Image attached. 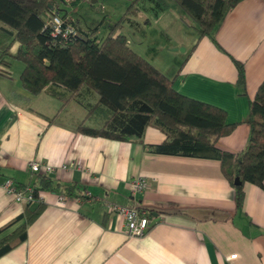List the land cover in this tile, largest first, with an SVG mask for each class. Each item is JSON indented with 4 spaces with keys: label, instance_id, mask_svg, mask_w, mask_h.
Here are the masks:
<instances>
[{
    "label": "crops",
    "instance_id": "0c3cea01",
    "mask_svg": "<svg viewBox=\"0 0 264 264\" xmlns=\"http://www.w3.org/2000/svg\"><path fill=\"white\" fill-rule=\"evenodd\" d=\"M173 5L168 2V8L147 23L151 27L166 21L159 29L166 38L172 24L183 18ZM179 29L192 35L185 55L167 69L155 67L174 78L173 89L180 95L225 112L226 122L236 127L215 147L239 154L250 131L249 103L264 80V2L237 4L213 40L198 39L184 25ZM183 42L179 39L176 46ZM234 60L243 64V86L237 83ZM53 89L30 96L19 79L0 75V228L27 206H36L15 202L3 188L8 179L18 189L32 187L37 176L45 175L44 169L32 173L29 162L51 167L48 176L59 187L54 193H39L44 209L27 227L25 242L1 256L0 264H264V188L245 184L238 209L235 190L219 161L152 153L148 146L169 135L156 123L145 129L140 141L78 133L72 121L85 118L86 110L73 98L65 105L51 97ZM54 90L69 97L62 89ZM102 122L90 116L85 123L99 127ZM134 178L147 182L135 200L129 187ZM69 186H77L81 197H66L63 189ZM59 197L64 201L58 203ZM105 203L145 211L150 226L144 236L128 237L125 222L109 213Z\"/></svg>",
    "mask_w": 264,
    "mask_h": 264
},
{
    "label": "trees",
    "instance_id": "16d2710c",
    "mask_svg": "<svg viewBox=\"0 0 264 264\" xmlns=\"http://www.w3.org/2000/svg\"><path fill=\"white\" fill-rule=\"evenodd\" d=\"M66 0H0V75L12 79V62L22 64L19 84L30 96L48 88L62 89L64 95L51 90L49 95L66 103L71 99L86 110L85 118L73 120L75 131L91 137L117 141H140L145 129L156 123L169 135L167 140L148 146L155 154L217 160L221 173L235 190L236 207L242 208L244 185L264 188V80L249 103V136L245 149L234 154L221 152L216 141L230 135L234 124L226 122L224 111L186 98L173 89L174 78L156 69L133 51L124 35L108 33L98 39L97 27L82 26L68 19L59 5ZM143 2L141 10L136 8ZM244 0H131L126 15L136 17L148 12L152 17L164 12L168 2L176 5L189 19L187 26L198 39L213 38L227 14ZM264 2V0H262ZM148 5V6H147ZM149 7V8H148ZM58 16L71 24L75 36L66 39L52 36L48 19ZM237 83L245 84L243 64L234 60ZM96 96V102L84 103ZM63 97V98H62ZM102 120L99 127L85 122L90 117ZM54 118L49 122H54ZM236 178L240 183L234 184ZM40 192L54 193L58 184L49 176H37L32 186ZM60 192V191H59ZM69 198L81 197L77 186L63 189ZM26 207L15 220L0 228V236L23 221L14 231L0 239V257L26 240L27 227L44 209L42 203Z\"/></svg>",
    "mask_w": 264,
    "mask_h": 264
},
{
    "label": "rangeland",
    "instance_id": "374dc122",
    "mask_svg": "<svg viewBox=\"0 0 264 264\" xmlns=\"http://www.w3.org/2000/svg\"><path fill=\"white\" fill-rule=\"evenodd\" d=\"M142 3L141 1L138 2L136 8L141 10ZM130 5L131 0H66L59 7L67 12L68 19H77L82 26L97 27L98 39L104 38L111 31L117 35H124L130 42V47H132L133 51L150 62L154 67L167 69L174 59H180L185 55L189 44L188 41L190 42L189 38L192 35H189L187 31V34H185L186 32L179 29L181 25L188 28L187 24H191L183 13H181L183 16L182 20L177 19L172 24L170 31L167 32L168 38H166L159 32V29L163 28L167 23L166 21L152 24L150 27L147 23L152 20V14H145V12L141 11L140 14L138 13L133 18L131 14L126 15ZM173 6L176 7V5ZM173 14L170 13V16ZM135 23L137 24L135 25ZM179 39L184 40V42L183 45L177 47L176 44ZM21 68L22 64L12 62L9 71L15 80L19 79ZM58 103L62 106L61 101ZM76 109L75 111L78 110Z\"/></svg>",
    "mask_w": 264,
    "mask_h": 264
},
{
    "label": "built area",
    "instance_id": "2783aa9c",
    "mask_svg": "<svg viewBox=\"0 0 264 264\" xmlns=\"http://www.w3.org/2000/svg\"><path fill=\"white\" fill-rule=\"evenodd\" d=\"M48 26L52 28V36H61L67 38L68 36H75V28L69 24L64 23L58 16H53L48 19ZM28 169L32 173H39L44 169V174L48 176L53 172L52 168L46 166L42 168L38 162H29ZM146 180L144 178H134L130 181V195L135 200V197L143 192L146 187ZM3 188L13 197L14 201L19 204L30 205L34 203H42L41 196L35 197V193L32 187H25L18 189L13 182L8 179L3 183ZM60 202L64 201V197H59ZM106 210L109 213H113L120 217L125 222L126 235L130 238H141L147 232L150 222L146 217V212L140 210L136 205L132 207L121 206L115 203H105ZM236 256H231L230 259H234Z\"/></svg>",
    "mask_w": 264,
    "mask_h": 264
},
{
    "label": "water",
    "instance_id": "95a60500",
    "mask_svg": "<svg viewBox=\"0 0 264 264\" xmlns=\"http://www.w3.org/2000/svg\"><path fill=\"white\" fill-rule=\"evenodd\" d=\"M239 183H240L239 178H236L235 181H234V184L238 185Z\"/></svg>",
    "mask_w": 264,
    "mask_h": 264
}]
</instances>
